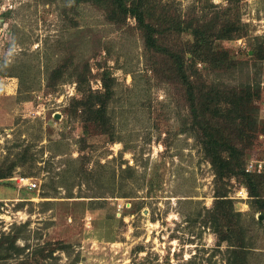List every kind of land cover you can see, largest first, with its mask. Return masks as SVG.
<instances>
[{"label": "rangeland", "instance_id": "374dc122", "mask_svg": "<svg viewBox=\"0 0 264 264\" xmlns=\"http://www.w3.org/2000/svg\"><path fill=\"white\" fill-rule=\"evenodd\" d=\"M174 1L182 11L205 5ZM231 2L240 35L220 46L233 65L197 62L190 104L161 49L181 51L182 38L165 34L146 49L132 17L107 18V0H0V264H264L254 201H264V58L252 52L264 54V0ZM101 77L108 133L74 107L85 90L103 91ZM244 86L258 89L255 127L229 137L243 167L261 163L257 197L244 176L216 182L199 141L200 125L216 127L212 89ZM217 194L227 217L212 211Z\"/></svg>", "mask_w": 264, "mask_h": 264}, {"label": "trees", "instance_id": "16d2710c", "mask_svg": "<svg viewBox=\"0 0 264 264\" xmlns=\"http://www.w3.org/2000/svg\"><path fill=\"white\" fill-rule=\"evenodd\" d=\"M107 1V18L111 22H116L119 18L124 19L127 15L132 17L135 22L134 27L140 32L146 49H157L158 42L165 34L182 38L183 47L181 51H171L166 47L159 48L162 51H169L174 75L183 84L190 104L194 100V84L188 80L187 75L196 73L195 65L197 62L215 67L222 65L229 68L233 65L224 48L220 46L221 40L233 39L240 35V27L237 24V9L231 2L232 0H227L230 4L224 7H217L208 0H202L205 5L192 4L185 11L179 9L174 0ZM175 45L173 44V47ZM261 50L260 47L252 50L257 59L264 58ZM186 61L189 63L187 65L188 74L184 69ZM66 64L69 63H64V67L67 66ZM55 72H59L57 68L53 69L51 73ZM82 76L84 73L76 76L78 84L84 81ZM101 81L102 92L85 90V93L83 92L82 96L74 101V107L75 109L77 106L82 108L81 116L84 125H94L102 133H108L110 132V124L105 106L111 92L104 77H101ZM250 90L249 86L239 89L230 87L228 91L219 87L213 88L212 92L216 100H214L212 108H207V111L209 119L215 120L216 127L210 128L211 126L207 127L206 124H199L202 131L199 141L202 144L204 155L213 168L216 182L221 181L224 177L244 176L249 195L257 197L256 185L251 176L258 172L245 171L243 158H241L242 154L238 151L236 144L231 142L234 138L242 137L246 130H253L251 128L255 127L254 120L250 116V105L252 104V97H257L258 89L254 90L253 94ZM215 102H219V105L216 106ZM190 107L192 112H196L192 105ZM231 134L235 135L234 138L229 137ZM222 153L226 155L223 156ZM7 174L8 171H0V178L7 177ZM216 197L212 211H215L217 216L227 217L228 198H223L224 195L218 194ZM254 201L260 209L264 210L263 200L254 198ZM226 225L230 227L228 224ZM234 245L237 248L244 247L242 237Z\"/></svg>", "mask_w": 264, "mask_h": 264}, {"label": "built area", "instance_id": "2783aa9c", "mask_svg": "<svg viewBox=\"0 0 264 264\" xmlns=\"http://www.w3.org/2000/svg\"><path fill=\"white\" fill-rule=\"evenodd\" d=\"M261 168V163L259 160H257L256 162L253 161H248L245 164V171L246 172H251V171H256L259 172ZM16 178V177H15ZM17 185H24L26 188L28 189H32L35 187V183L31 181V179L29 178H25V177H17ZM30 180V181H29Z\"/></svg>", "mask_w": 264, "mask_h": 264}]
</instances>
